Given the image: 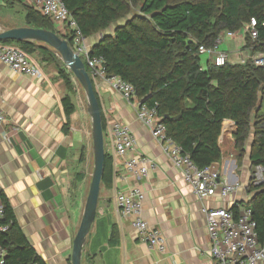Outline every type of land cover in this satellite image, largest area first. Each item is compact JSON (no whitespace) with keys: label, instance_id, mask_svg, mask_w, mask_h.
Returning a JSON list of instances; mask_svg holds the SVG:
<instances>
[{"label":"crops","instance_id":"obj_1","mask_svg":"<svg viewBox=\"0 0 264 264\" xmlns=\"http://www.w3.org/2000/svg\"><path fill=\"white\" fill-rule=\"evenodd\" d=\"M17 1L28 6L25 0ZM19 27H26L25 22L9 24L0 31ZM54 27L58 35H65L64 28ZM102 35L87 38L88 46L91 48ZM238 38L239 41L228 39L227 50L221 52L240 53L244 38ZM30 59L39 67L41 78L16 73L0 62V109L5 115L0 129V191L9 201L24 236L45 264H70L86 201L81 169L87 139L75 113L64 128L61 99L66 91L57 73L49 64L40 62L37 52ZM206 62H211L210 56ZM93 83L106 120V151L114 156L110 125L115 121L126 124L136 140L138 154L149 160L153 169L146 178L135 181L124 173L114 156L113 184L104 189L98 201L81 264H214L208 255L202 208L230 209L235 202L251 196L247 193L251 163L249 154L242 159L235 149V123L223 122L219 137L222 158L214 165L222 183L239 182L242 188L226 200L216 195L202 202L154 141L150 129L136 119L138 101L127 102L101 80ZM133 187L144 193L141 218L165 239L163 253L138 239L132 218L123 216L116 205L117 192ZM112 227L118 239L110 246Z\"/></svg>","mask_w":264,"mask_h":264},{"label":"trees","instance_id":"obj_2","mask_svg":"<svg viewBox=\"0 0 264 264\" xmlns=\"http://www.w3.org/2000/svg\"><path fill=\"white\" fill-rule=\"evenodd\" d=\"M62 1L84 38L103 34L91 46L90 55L103 59L108 76H118L130 83L139 102L155 107L167 136L197 168L203 169L221 160L219 137L222 124L232 121L237 128L234 140L240 158L252 134L251 177L255 167L261 166L264 170V113L261 112L264 69L248 61L244 65L222 67L207 62V68L203 70L198 52L201 46L211 48L219 35L227 31L239 32L255 18L257 39L252 40L245 33L242 48L252 54L259 49L264 55V0ZM15 4L20 5L25 13L26 27L58 35L46 17L17 0H2L0 9ZM137 7L142 16L132 15L127 19L131 10ZM124 19L123 24L118 23ZM111 26H114L113 33L106 35ZM58 36L72 46L69 35ZM0 44L14 46L29 58L37 52L40 62L54 67L66 91L61 106L66 118L64 128H67L75 112L73 74L58 54L35 42L7 41ZM95 95L98 100L96 92ZM99 107L104 134L107 126L100 102ZM113 177L114 156L105 151L101 185L110 189ZM247 193L251 194L248 203L259 241L264 242V183L255 187L249 185ZM0 196L4 206L2 224L8 228L0 233V247L5 250L4 264H45L24 236L1 191ZM230 210L235 212L236 206ZM117 239V230L112 227L109 245H115Z\"/></svg>","mask_w":264,"mask_h":264},{"label":"built area","instance_id":"obj_3","mask_svg":"<svg viewBox=\"0 0 264 264\" xmlns=\"http://www.w3.org/2000/svg\"><path fill=\"white\" fill-rule=\"evenodd\" d=\"M25 3L46 17L54 26L66 30L64 36L69 35L71 38V49L83 61L93 82L97 80L105 82L129 103L137 100L135 89L130 83L118 76H108L104 69L103 59L90 55L87 39L81 34L77 23L69 15L62 0H25ZM240 32L243 34V38L247 33L252 40L257 39L256 19L252 18ZM236 33L227 31L219 35L211 48L199 47V54L210 56V63L215 67L227 64H246L249 61V50H246L242 53L243 55H240V58L233 62L227 52L218 50V46L224 39H233ZM0 62L16 73L31 78H41L39 67L23 51L14 46L0 44ZM252 63L264 69V56L255 57ZM137 105L136 119L150 129L154 141L169 158L172 166L181 173L183 181L192 187L198 200L203 202L216 195L221 200H226L231 194L242 188L239 182L222 183L219 171L214 164L203 169L197 168L190 158L182 153L181 148L167 136L166 128L160 122L155 107H150L145 103L140 104L139 101ZM4 122L5 115L0 109V129ZM109 136L114 156L120 161L124 173L135 181L146 178L149 171L153 169V164L138 154L136 140L130 128L126 124L115 121L110 125ZM263 183L264 170L261 166H257L254 168L247 188L249 185L255 187ZM250 197L242 202H235L233 204L236 206L235 212L228 208H202L206 217L209 239L208 255L214 264H264V242L259 241L256 232L252 208L248 203ZM143 200L144 193L138 187L119 191L115 197L121 214L132 218V226L138 239L147 244L149 248L163 253L166 245L161 232L150 227L141 218ZM3 213L4 206L0 196V233L6 232L8 229L2 224ZM4 261L5 250L0 247V264H4Z\"/></svg>","mask_w":264,"mask_h":264},{"label":"water","instance_id":"obj_4","mask_svg":"<svg viewBox=\"0 0 264 264\" xmlns=\"http://www.w3.org/2000/svg\"><path fill=\"white\" fill-rule=\"evenodd\" d=\"M7 41L16 43L35 42L53 49L65 67L81 85L86 97L87 111L92 124L94 169L81 222L73 240L70 257V264H81L83 246L96 217L105 160L101 111L93 83L83 61L73 52L68 42L51 31L31 27H19L0 31V42ZM143 103V101L140 102V104Z\"/></svg>","mask_w":264,"mask_h":264},{"label":"rangeland","instance_id":"obj_5","mask_svg":"<svg viewBox=\"0 0 264 264\" xmlns=\"http://www.w3.org/2000/svg\"><path fill=\"white\" fill-rule=\"evenodd\" d=\"M23 1V0H21ZM142 16L139 7H137L136 9H132L130 15L127 17L130 18L131 16ZM125 21L124 20H120L118 23L119 24H123ZM24 22V12L22 11V8L20 5H12L9 6L7 5L6 7H3L2 9H0V28H4L7 27L9 24H23ZM114 26H111L107 32L111 33L113 32ZM57 31V29H56ZM239 36H243V34L239 31L236 33V36L234 37L233 40H238L239 41ZM228 39H224L222 41V43L218 46V50L222 51L225 50L228 46L227 43ZM245 45V42H244ZM227 50V49H226ZM242 51L236 52L235 54L233 52H229V58L231 59V61H235L236 59L240 58V55H243L242 53H244L246 51V49L244 50L243 48L241 49ZM250 51V50H249ZM207 54H201L200 55V67L203 70H206L207 68ZM257 56H264L261 50H257L255 51L253 54L251 52H249V62H253L255 60V57ZM50 68H52L54 70V67L52 65H50ZM55 71V70H54ZM72 80H73V89L74 92L72 94V102L75 106V114L74 116L77 118L78 122L81 123L82 125V129L83 131H85V137H86V147H85V158H84V164L82 165V169L81 171L84 174V188H85V199L87 198L88 192H89V185L91 182V176L93 173V169H94V157H93V142H92V124H91V118L88 114L87 111V101H86V97L84 94V91L81 87V85L78 83V81L75 79V77L72 75ZM261 95H259L260 97ZM264 97V95H263ZM261 112L264 113V99L262 102V108H261ZM253 121V118L251 119V122ZM107 134L106 132L104 133V148L106 151V144H107ZM251 144H252V134L249 137V139L246 142V145L244 146V155H250L251 153ZM242 157V159H243ZM251 173H252V169H251ZM104 186L101 185L100 188V195H99V200L100 198L103 196V192H104ZM86 202V201H85ZM85 207V205H84Z\"/></svg>","mask_w":264,"mask_h":264}]
</instances>
